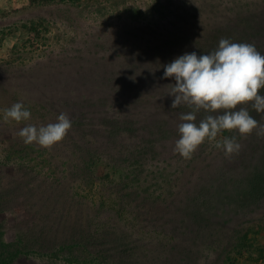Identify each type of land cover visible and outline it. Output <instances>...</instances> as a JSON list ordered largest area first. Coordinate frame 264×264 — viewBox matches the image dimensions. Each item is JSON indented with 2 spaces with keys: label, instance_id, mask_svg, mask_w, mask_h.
<instances>
[{
  "label": "rangeland",
  "instance_id": "374dc122",
  "mask_svg": "<svg viewBox=\"0 0 264 264\" xmlns=\"http://www.w3.org/2000/svg\"><path fill=\"white\" fill-rule=\"evenodd\" d=\"M255 15L264 16V0H0V182L30 186L0 192L6 198L0 242L23 248L9 264H81L72 249H30V236L49 220L59 232L58 224L74 218L78 192L59 190L68 154L63 141L47 150L26 145L18 132L56 123L48 99L67 100L77 90L94 97L89 112L117 102L114 112L121 113L126 83L137 94L131 93L127 117L139 120V136L150 128L157 144L139 162L141 190L176 202L145 216L151 221L135 242L139 264H264V138L227 132L224 137L235 135L242 145L239 154L226 157L206 141L185 160L174 148L180 114L187 112L172 109L168 93L175 80L164 78V66L178 56L210 53L221 38H243L227 22ZM128 68L152 71L128 82ZM17 102L30 120H5V109ZM250 115L264 125V113Z\"/></svg>",
  "mask_w": 264,
  "mask_h": 264
},
{
  "label": "trees",
  "instance_id": "16d2710c",
  "mask_svg": "<svg viewBox=\"0 0 264 264\" xmlns=\"http://www.w3.org/2000/svg\"><path fill=\"white\" fill-rule=\"evenodd\" d=\"M227 25L238 28L243 35V38L231 39L232 42L241 43L250 36V43L264 55V16H243L227 22ZM151 71L128 68L125 78L129 82L132 76L139 73L141 78H147ZM125 87V91L129 92L125 99L129 103L131 93L137 94L133 93L134 87L130 84L126 83ZM78 91L74 96L69 94L67 100L48 99L51 102L49 110L57 117L60 113H66L72 121V129L62 142L68 148V154L64 156L59 190L78 192L74 201L75 215L73 219H65L58 224L59 232L49 226L51 220L48 226L38 228L37 235L30 236L33 241L30 249L35 250L36 247L37 253L51 251V254L72 249L78 253L77 261L81 264H139L140 253L135 242L140 240L141 225L151 221L158 206H164L166 210L176 205L171 197L162 198L141 190L139 162L145 161L148 151L156 147V140L150 128L142 129L139 136V120L133 121V118L127 117L129 109L126 102L123 104L126 108L118 114L114 112L117 102H104V108L89 112L87 103L93 102L94 97L82 96ZM261 94L264 95V90ZM74 97L77 99L74 100ZM105 99L101 97V100ZM74 109L89 115L78 114ZM181 109L190 111L186 106ZM203 112L197 114V123ZM249 112L257 113L250 106ZM134 114L139 117V112ZM134 114L130 115L134 117ZM227 132L224 131L221 136L231 134ZM13 185L14 188L21 185L22 189H30L23 180L14 183L6 178L0 182V192H9ZM3 203H6V198L0 195V206ZM147 215L151 216L145 218ZM171 237L169 240L175 241V236ZM12 244L0 242V264L13 262L17 252L23 250L19 247L13 249Z\"/></svg>",
  "mask_w": 264,
  "mask_h": 264
},
{
  "label": "clouds",
  "instance_id": "9594fccd",
  "mask_svg": "<svg viewBox=\"0 0 264 264\" xmlns=\"http://www.w3.org/2000/svg\"><path fill=\"white\" fill-rule=\"evenodd\" d=\"M174 77L168 95L174 97L172 109L186 106L180 114L179 139L174 152L191 160L206 141L226 157L239 154L242 145L235 135L217 138L224 132H235L247 138L253 132L264 138V125L249 113V106L264 113V55L251 43H234L221 38L214 51L197 55L185 53L164 66V78ZM208 113L197 123V114ZM5 120L17 123L31 119V112L22 103H15L4 111ZM72 129L66 113H60L56 123L46 126L28 124L18 132L26 145L37 144L51 150L62 142Z\"/></svg>",
  "mask_w": 264,
  "mask_h": 264
}]
</instances>
